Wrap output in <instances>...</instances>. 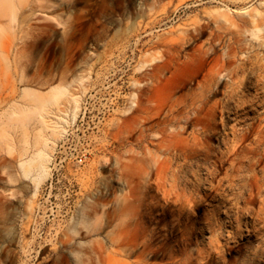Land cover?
Here are the masks:
<instances>
[{
    "label": "rangeland",
    "instance_id": "1",
    "mask_svg": "<svg viewBox=\"0 0 264 264\" xmlns=\"http://www.w3.org/2000/svg\"><path fill=\"white\" fill-rule=\"evenodd\" d=\"M259 19L263 34L264 0H0V264H264V214L249 236L248 191L220 201L264 172V91L247 79L225 105L220 72L202 108H170L209 85L199 50L223 56L238 29L247 47ZM170 109L183 111L168 131L194 122L181 138L200 129L214 154L222 140L244 147L211 192L208 164L190 159L178 182L188 204L158 184L157 123ZM40 149L35 187L18 162Z\"/></svg>",
    "mask_w": 264,
    "mask_h": 264
},
{
    "label": "bare ground",
    "instance_id": "2",
    "mask_svg": "<svg viewBox=\"0 0 264 264\" xmlns=\"http://www.w3.org/2000/svg\"><path fill=\"white\" fill-rule=\"evenodd\" d=\"M252 23L254 27H256V30L254 32L251 30L250 35L251 37L253 36L252 38H255V40L250 38L249 42L247 43V47H243L241 44V41L244 37L242 35L244 34V31L238 29L230 32L228 43H226V50L223 56L217 53V49L215 46H210L207 49L199 50L198 57L199 60L203 62L202 65L206 66L205 76L207 78H205L209 82V85L206 89H201L199 95H197L196 97L191 98L189 101L182 100L176 104L171 105L170 108H202L208 100L209 96L207 93H216L215 91L217 90V87H213V82L216 79V75L220 72H222V74L224 72L223 78H226V81L222 85V87L224 88L223 94L226 98L224 103L225 105L226 103H228L229 99H234L236 96L239 97L243 95V93L241 92H243L242 90L244 89V87L241 86H243L244 81L247 82V79L251 78L257 90L264 91V33H259V25L262 23L260 19L256 20L255 22L252 21ZM218 36L221 35L219 34ZM243 48H246L248 54L245 55L240 62H237L234 58L236 57V54L238 52L243 50ZM244 73L246 74L245 77H238L237 80L234 79L237 78L238 75ZM220 75L219 77L221 79ZM222 82L223 80L221 81V84ZM243 96H245V94ZM216 105H218V102L213 101V103L209 107L214 108L216 107ZM182 111L183 110L178 109H172L171 111L170 109V113H167L161 119V121L157 123L158 130L161 133L159 137L160 140L157 144L158 148L161 150L164 149L168 154V157L161 162L162 165H160L157 174L159 179L158 184L160 185L163 194L167 195L168 197L173 196L176 201H185L188 204L191 200L190 198L188 199V195H186L184 188L180 187L178 182L179 178L180 180L184 179L183 174H186L185 170L188 166H190V159L196 157L198 158L197 165L195 166H198L199 164V157L203 161V163L208 164V175L207 177H205V180L207 183L206 189L208 192H211L214 191V189L217 187V184H214V181L216 175L221 171L223 164L227 161H230V163L239 162L241 151L244 150V147L238 142V139L235 138L224 142L222 140L224 146L223 149H218V151L214 154V151L212 150L213 147L211 145H208L207 142H198L197 135H195L194 133L202 135L206 134L205 131L200 129L193 130L190 138H181V132H183L184 129H186L190 125H194L192 119L187 117H185L182 126L177 127V129L174 131H168L166 125H168L172 121L175 122L176 119L179 120V115L182 113ZM233 132L234 136H236V132ZM210 137L211 136H209V138ZM166 138H170L169 143H166ZM182 140H190L192 141V143L190 145H181L180 141ZM259 149L260 144H256V146L250 148L249 151L258 154L257 151ZM261 149H264V144ZM43 155V150L40 149L28 159L19 160L18 162V166L22 171L23 177L32 181L35 187L37 186L41 178L43 176H46L42 168ZM251 158L252 157H248V162L246 165L247 170H250L253 167L254 162ZM179 160H181V162H179ZM45 161H48V159ZM171 163L175 164V167H173V169L170 168ZM193 173L195 174V172ZM193 176L195 177V175ZM184 181L185 183L189 182L187 179H185ZM192 185L195 186L194 183H192ZM236 185L237 186L232 185L231 189L223 188L221 192L223 197H220V201L235 202L241 199L240 193L242 189H246L248 191L250 197H245L243 200L248 204L247 208L249 210L247 208L246 209L250 216V220L245 225L248 231L247 233L249 234V236H252L254 233H259L262 230L261 227L256 228V226L262 220L261 214H264V172L259 175L250 174L249 178L247 179H239L236 182ZM254 189L255 191L253 192ZM225 191H230V193L226 195L224 193ZM203 195L206 196L207 193L204 192ZM257 195L260 196V199H258ZM254 196H257V200L254 198ZM258 200L260 201V203L258 211L256 212L254 211L252 205H254L255 201ZM233 205H235V203H233ZM258 244L261 245V240L257 241L255 247H251L250 254L252 256V259H254V257L259 254L258 249L260 245L258 246Z\"/></svg>",
    "mask_w": 264,
    "mask_h": 264
}]
</instances>
